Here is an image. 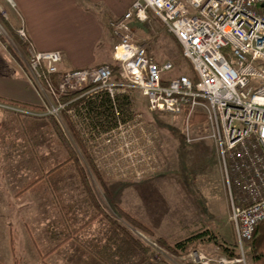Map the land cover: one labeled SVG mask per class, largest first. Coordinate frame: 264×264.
Segmentation results:
<instances>
[{"label": "built area", "instance_id": "2783aa9c", "mask_svg": "<svg viewBox=\"0 0 264 264\" xmlns=\"http://www.w3.org/2000/svg\"><path fill=\"white\" fill-rule=\"evenodd\" d=\"M5 5L19 15L14 0H0V20H9ZM151 14L177 40L196 81L187 75L164 80L172 64H158L146 44L135 39L132 24L145 23ZM109 28L116 39L117 74L111 64L60 72V51L35 52L28 46L26 59L21 56V61L39 92L41 110L31 112L1 102L0 108L53 118L64 131L70 123L87 150L100 154V163H109L108 153H121L130 166L155 159L145 156L154 136L147 134L134 108V93L147 99L154 115L184 116L188 143L210 140L214 144L238 240L234 257L196 250L187 259L194 264H248L244 245L264 222V0H134L131 9L111 21ZM4 33L0 24V35ZM16 34L28 44L23 24ZM102 96L115 105L117 123L110 129L95 127L83 107ZM124 97L130 105L122 116L117 102ZM194 116L205 119L209 135H192ZM138 152L143 156H137ZM114 158L122 176L130 177L132 167Z\"/></svg>", "mask_w": 264, "mask_h": 264}, {"label": "crops", "instance_id": "0c3cea01", "mask_svg": "<svg viewBox=\"0 0 264 264\" xmlns=\"http://www.w3.org/2000/svg\"><path fill=\"white\" fill-rule=\"evenodd\" d=\"M14 1L28 35V46L35 52L60 51V72L110 64L107 60L113 58L116 39L109 23L122 17L134 2ZM12 57L0 41V97L41 110L37 88L20 67L13 66ZM46 119L54 122L47 117L33 120L42 127L24 132L21 115L0 108V250L18 247L22 264H157L148 248L147 257L140 256V246L136 251L122 247L123 251L116 253L118 239L134 244L123 228L133 232L103 209L97 195L93 199L89 192L92 187L94 193L91 180H85L79 172L66 177L50 174L58 165L45 161L38 139L45 136ZM49 134L54 142V132ZM58 140L61 143L60 137ZM63 148L56 146L50 153H62ZM95 180L105 190L106 182ZM93 218L92 225L83 228Z\"/></svg>", "mask_w": 264, "mask_h": 264}, {"label": "rangeland", "instance_id": "374dc122", "mask_svg": "<svg viewBox=\"0 0 264 264\" xmlns=\"http://www.w3.org/2000/svg\"><path fill=\"white\" fill-rule=\"evenodd\" d=\"M5 11L9 20H0L6 32L0 35V41L12 54L13 66L20 67L24 72L26 67L21 60L23 58L25 60L27 55L19 50L15 41V38L20 39L16 34V30L21 27L20 18L8 7ZM132 26L135 39L146 44L148 53L158 64L163 65L167 62L172 64L173 70L163 74L164 80L170 81L181 75H187L196 81L193 67L182 56L179 43L158 18L151 14L145 23H133ZM10 31L15 33V38ZM107 61L111 65L115 64L111 56ZM134 98V108L141 115L140 120L147 128V134L154 136L151 137L152 145L147 148L145 156L148 158L152 155L155 159L152 161L143 159L144 162L137 161L134 166H130L131 161L127 160L128 163L124 160V154L108 153L109 163L104 164L100 163V154L97 156L90 151L91 156H94L96 168L105 176L104 190L88 171L83 155L75 149L80 164L87 166L94 193L103 209L116 215L118 221L132 230L134 236L150 250V256L157 264H194L188 260V255L196 250L211 256L222 255V246L236 250L238 240L230 221V200L225 190L224 178L220 175L217 163L215 164L213 159L216 157L213 142L205 140L188 143L184 116L154 115L149 111L147 99L141 93H134ZM192 121L194 123L191 129L192 135L210 134V129L203 118L194 116ZM43 125L48 132L43 140L39 138V144L43 146L42 155L45 156V161L59 165L73 155L72 151L69 153L63 147L62 153H50L56 146H61L58 140L60 132L71 140L74 147L78 149V146L74 142L69 125L66 131L59 124L53 128L48 119L44 120ZM22 126L24 132L30 131L33 128L32 119L25 118ZM51 130L55 134L54 142L49 134ZM140 154L138 152L137 156ZM52 155L56 156L52 158ZM114 156L124 160L126 167H132L129 169L132 170L130 177L122 176ZM143 163L146 172L142 168ZM76 165L73 162L68 167L58 170L55 177L75 176L74 174L79 172L78 169L76 170ZM111 166L116 169L113 170ZM135 170L140 171V174L137 175ZM122 212L136 219L142 227L136 228L131 225ZM199 234L202 235L198 247L184 256L174 255L167 249V246H174L179 241ZM250 243H245L244 249L248 264H254ZM19 254L21 250L18 247L16 250L1 249L0 263L22 264L23 259Z\"/></svg>", "mask_w": 264, "mask_h": 264}, {"label": "trees", "instance_id": "16d2710c", "mask_svg": "<svg viewBox=\"0 0 264 264\" xmlns=\"http://www.w3.org/2000/svg\"><path fill=\"white\" fill-rule=\"evenodd\" d=\"M11 35H12V37L15 38V33L11 32ZM15 41H16V44H17L19 50L22 51V53L24 55H27L28 44L21 41L20 39H16V38H15ZM112 66L114 67L113 68L114 73L117 74L118 67L116 65H112ZM0 102L4 103V104H10L13 106H17V107L26 109V110L31 111V112L40 111L39 107L31 106L28 104H23V103L11 101V100H7V99L1 98V97H0ZM117 105H118L117 109L120 111L121 115L124 116L123 113L125 114L126 111L128 110V106L130 105V101L128 98L124 97V98H121L118 100ZM114 106L115 105L113 104L112 100L108 96H102V97H97V98H94V99L86 102L83 107H84V109H86V112L89 115V117L92 119L91 120L92 124L95 127L99 126L103 129H105V127L107 129H110V128L115 127V125L117 123L116 110H115ZM28 117L31 118L32 121L33 120L37 121L39 119H42V118L38 119L35 117L33 118L30 116L21 115V119H25ZM199 117L203 118L202 116H197L196 118H199ZM203 120L205 121L204 118H203ZM51 123H52V126H54V127L56 126V124H58L55 120H54V122H51ZM68 125L70 127V131L72 133L74 142L78 146V149L76 147H74L71 140L68 137H66L63 132H60L62 147H65L66 151H68L69 153L72 151L73 155H70L66 160L61 162V164H59L56 168H54L50 172V174L56 173L58 170L65 168L68 164L75 161L78 165V171H79V174L81 175L82 178H84L85 180L87 179L88 181L90 180L89 174L87 172V168H88V171L92 174V176L95 179L100 180L104 183L105 182V176L101 175L99 170L96 168V165L93 161L94 156H91L90 151L87 150L86 144L83 142L82 138L80 137V134L76 131L75 127L72 126V124H70V123H68ZM39 126L42 127V123L39 124V122L33 121V128H35V127L39 128ZM44 131H45L44 134L46 135V132H48V131H46V129ZM44 137H39V138H41V140H43ZM7 146H10V145H7ZM75 149L78 152H80L81 155H83V157L85 159V164L88 166V167L86 166L87 168L85 167L84 164H82V165L80 164L81 162H80L78 155L76 154ZM89 192L92 193V197H93V199H95L96 196L93 193L92 187L89 188ZM122 214H124V212H122ZM124 216H125L124 218L127 220V222H130L131 225H134L136 228L142 227V226H140L139 222L136 219L132 218L131 216H129L127 214H124ZM95 219L96 218L89 220L83 228H87V227L91 226L92 223L95 221ZM143 228H144V226H143ZM123 230H124V232H126V235L131 237V240H133L135 245L129 244L128 242H126V240H119L118 239L117 240L118 241V248H116V250H117L116 253L123 251L122 247L126 251L132 250V249L134 251H136V249H137L136 246H140V248H141L140 256L141 257H147L148 249L143 244V242L141 240L137 239L130 231H128L124 228H123ZM201 235L202 234L193 235V236H191L185 240L177 242L174 246H167V249L174 255L184 256L190 250L198 247V243L201 239ZM250 244H251V254H252L253 263L254 264H264V223H262V225L259 226V228L256 232V235L254 236V238ZM221 251H222L223 255H226L228 257L236 256V250L233 248H228V247L222 246Z\"/></svg>", "mask_w": 264, "mask_h": 264}]
</instances>
